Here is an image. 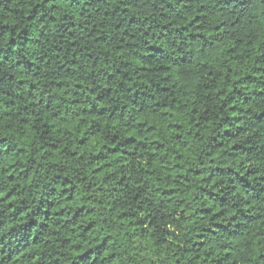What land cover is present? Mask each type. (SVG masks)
<instances>
[{"label": "trees", "instance_id": "1", "mask_svg": "<svg viewBox=\"0 0 264 264\" xmlns=\"http://www.w3.org/2000/svg\"><path fill=\"white\" fill-rule=\"evenodd\" d=\"M0 264H264V0H0Z\"/></svg>", "mask_w": 264, "mask_h": 264}]
</instances>
